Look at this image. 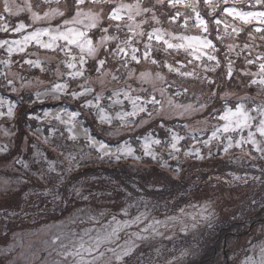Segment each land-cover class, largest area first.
I'll list each match as a JSON object with an SVG mask.
<instances>
[{
	"label": "rangeland",
	"instance_id": "374dc122",
	"mask_svg": "<svg viewBox=\"0 0 264 264\" xmlns=\"http://www.w3.org/2000/svg\"><path fill=\"white\" fill-rule=\"evenodd\" d=\"M15 4L23 11L4 14L6 19L0 21V26L8 28L0 31V41L9 42L0 47V61H11L0 63V73L7 74L0 75V100L4 101L0 110L6 111L12 104L15 113L11 119L0 118V149H5L0 151V264H80L81 258L85 264H180L184 249L189 254L183 257V264H245L249 258L254 264L261 261L264 137L256 127L264 116L255 109L264 104V85L252 84L259 76L247 73H258L259 63L264 62L256 59L264 55V40L255 31L264 25L257 21L242 24L220 9L234 6L242 11H264V6L254 7V0L235 4L228 0L227 5L219 0L217 12L208 15L210 10L199 4L198 10L207 20L221 19L230 25L229 33L232 26L241 29L239 35H224V23L218 29L210 23L205 34L195 26L190 8H170L167 0L164 5L155 0H108L104 4L85 0L78 17L69 9L72 0H15ZM137 4L141 8L138 16ZM128 5L131 10L122 7ZM145 7L152 11H142ZM115 8L121 9L120 21L108 19ZM177 10L180 15L173 20ZM33 13L41 19L36 20ZM129 15L134 19L128 20ZM73 17L79 22H71ZM20 22L28 27L16 33L12 29ZM93 22L97 26L88 28ZM66 27L87 32L98 48V58L106 60L99 71L96 59L87 53L86 63L80 67L81 53L74 47L71 55L76 61H71V55L41 48L35 41L23 51L19 50L21 45L12 43L36 29L49 28L55 33ZM155 29L176 43L180 36L206 35L216 45L212 54L219 59V66L206 59L197 61L183 49L166 50L155 38L149 41L147 33ZM217 32L223 40L217 39ZM106 35L116 39L102 41ZM41 39L47 42L50 38ZM126 40L132 41L126 49L129 55H115L117 46L124 47ZM145 44L153 49L148 60L142 58ZM9 46L16 49L11 56ZM131 47L139 49L140 63L131 60ZM151 59L158 63H151ZM248 59L256 63L249 65ZM26 60L39 61L44 71ZM229 61L231 78L227 76ZM68 62H75L76 68H68ZM165 64L192 71L195 76L170 72ZM205 64L216 70L205 71ZM77 70L83 75L73 77L71 73ZM141 73L148 75L142 77ZM209 80L214 83L210 85ZM56 84L67 85L66 93L56 94L58 99L52 93ZM84 89L91 91L72 98L71 92ZM98 95L100 100L95 99ZM153 97L155 105L145 103ZM87 100L113 117L111 124L101 123L97 108L85 106ZM132 100L145 106L152 116L138 113L126 117L132 122L122 127L116 114L131 112ZM237 104H244L252 127L221 131L218 139L210 140L212 132L227 123L219 117L229 107L234 111ZM177 105L191 107L185 110ZM72 113L78 115L73 118ZM55 114L61 119H55ZM235 120L233 117V127ZM248 131L254 133L256 144L248 141ZM174 135L181 139L173 141ZM228 137L233 146L225 153ZM146 138L155 158L145 154ZM157 139L160 144L151 143ZM101 143L113 158L102 156ZM172 143H176V150ZM127 147L138 159L121 154L117 161L114 156L118 150ZM69 156L74 157L71 162ZM129 249V255L117 260Z\"/></svg>",
	"mask_w": 264,
	"mask_h": 264
},
{
	"label": "snow or ice",
	"instance_id": "6c2138e0",
	"mask_svg": "<svg viewBox=\"0 0 264 264\" xmlns=\"http://www.w3.org/2000/svg\"><path fill=\"white\" fill-rule=\"evenodd\" d=\"M92 3H99V4H104L107 3L108 0H91ZM223 2L227 5L228 4V0H223ZM240 0H233V3H239ZM155 3L157 5H164L165 4V0H155ZM203 4L204 6H206L210 11L208 12V15H212L214 13L217 12V7H218V3L219 0H167V6L170 8H176L177 5H183L185 8H190L192 13L195 14V26L199 29H201V31L205 34L209 33V24L210 23H214L217 26V29L219 28V26L224 23L221 19L214 17L212 21L207 20L204 16L201 15V12L198 10V5L199 4ZM13 4H15V0H13V3L10 4L9 0H2V8L3 11L2 13H0V21H4L6 19V16L4 14H9V15H19V13L21 11H23V8L19 5V4H15V10L13 7ZM85 4V0H72V4L69 5V9L71 10H75V17L80 16L82 13L79 10V6L80 5H84ZM254 7L255 6H264V0H254ZM29 8H31V5L28 6ZM122 7H128L129 10H131L130 5L128 6H122ZM136 15H140L141 12V8L139 6V4H137L136 6ZM121 11L120 8H115L111 11L108 19L109 20H113V21H120L123 19V17L119 14ZM142 11L144 12H151L152 9L145 7L142 9ZM220 12L226 14L227 16L232 17L234 20H238L240 21L242 24H251L253 21H257L260 25H264V11H242L234 6H229V7H224L222 9H220ZM48 14L45 13V16H47ZM59 15L64 16L63 12H60ZM180 13L177 10L176 15L172 17L173 20H175L177 17H179ZM33 17L36 20L41 19L37 14L33 13ZM75 17L72 18L71 22L74 23H78L79 21H77L75 19ZM134 17L132 15L128 16V20H133ZM153 19H156L155 16H153ZM70 23L69 20H65V25H68ZM187 19H185L184 21V25L187 26ZM97 25L95 22L91 23L88 25V28H95ZM229 24L224 23V35H231L232 33H235L236 35H239L241 29L232 26V31L231 33L228 32V28H229ZM28 26L24 23V22H20L19 24H17L12 30L16 33H21L23 30H25ZM129 30L131 31L132 26L128 25ZM136 27H139V24L136 25ZM8 28L7 26H0V31H7ZM104 32H107L108 29L104 28L103 29ZM255 31L258 33H261L260 35V39L264 40V28L261 27H256ZM140 35H144L143 32L140 33ZM42 36H48L50 39L45 42L41 39ZM148 36V40L151 41L153 38H155V40L158 43H162V45L165 47L166 50H175L177 52H179L180 50H184L186 52L189 53V55H191L193 57V59L197 60V61H203L204 59H206V61L209 62H215L216 66H219L220 61L217 58L216 55L212 54L213 52H215L216 50V45L213 43V40L207 38V36H180L176 39H179V43L176 42H172V40L170 39H165L164 33H161L160 30L155 29L153 30V32H149L147 33ZM102 41H108V40H113L116 39L115 37L112 36H103ZM217 39L223 40V36H221L219 34V32H217ZM35 41V43L37 45H39L41 48L44 49H48L51 50L52 52H56L57 50H59L60 52H64L66 55H71L72 53V49L73 47L78 49L79 52L81 53V55L79 56V64L81 66H83L86 63L85 60V56L84 53H87V56L89 57H94L96 59V64H97V71L100 70V68H102L105 63L106 60L105 59H99L97 56V52H98V48L93 46V40L88 36L86 31L83 30H77L75 28L72 27H66L65 30H57L55 33H53L49 28H43V29H36L34 31H31L30 33H27L25 35H23L21 40H15L12 43L15 45H21L20 47V51L24 50V47L27 46L28 43ZM59 41H63V44L58 43ZM9 42L7 40H3L0 41V47H2L5 44H8ZM132 44L131 40H126L125 41V45L124 47H120L119 45L116 48V52L114 53L115 55L118 54H124L125 56L129 55V53L126 51V49L128 47H130ZM229 50H231L232 46L229 45ZM245 48H248L249 45L245 44L244 45ZM16 49L13 48L12 46H9L8 48V54L9 56L12 55L13 51H15ZM206 50H211L210 51H206ZM139 51V49L137 47H131V60L135 61L136 63H140V57L137 56V52ZM153 51L152 46L150 44H145L144 45V51L142 54V58L145 60H148L150 58V53ZM257 60L260 61H264V55H258ZM71 61H76V56L75 55H71ZM27 64H29L30 66H34L37 68H40L41 71H44V69L41 67V64L39 61H33V60H26L25 61ZM0 63H3L5 65H8L11 63V61H0ZM151 63L153 64H157L158 61L156 59H151ZM189 63H191V61H189ZM256 61L253 59H248L247 60V64L249 65H253L255 64ZM67 67L72 69V68H76V63L75 62H68L67 63ZM165 67L168 68V70L170 72L174 71L177 72L179 75L183 76V77H194L195 73L192 71H180L179 68H174L172 64H165ZM259 71L258 73H247V75L249 77H251L252 75H258L259 76V80H252V84H257L259 83L260 85H264V62H260L258 65ZM216 68L215 67H208L207 64H205V71H215ZM232 62L229 61L227 64V76L229 78H231L232 76ZM0 75H5L6 77V73H0ZM71 75L73 77H78V76H82L83 75V71L82 70H77L73 73H71ZM148 74L146 73H141V76H146ZM114 79L116 78L115 76L113 77ZM198 78V77H196ZM209 84H213L214 81L209 80L208 81ZM12 81L9 80L8 84L12 85ZM66 89H67V85L66 84H56L54 86V88L52 89V93H53V98L58 99L59 96L56 95L57 93H66ZM16 89L13 87V91H15ZM91 89H84V91L81 92H76L73 91L71 92V96L73 99H79L81 98L85 92H90ZM163 91L161 90V95H163ZM212 95H215V93H212ZM127 96V94H126ZM39 98V97H38ZM100 96H96L95 99L96 100H100ZM129 99H131V97H128ZM138 99V98H137ZM152 103L153 105H155L157 103L156 99L153 97L151 101H146L145 103ZM171 103V101H169ZM116 103H119V101H117ZM85 106L86 107H96L97 108V115L99 116L100 122L101 123H109L111 124L113 117L107 115L104 113V109L100 108L99 105H93V101L92 100H87L85 102ZM132 106H133V110L131 112H124V113H117L116 114V119H118L121 122V126H125L128 123H131L132 121L126 120V117H134L136 116L138 113H146L148 118H151L152 113L149 112L147 110V108L143 105H137L136 100H132ZM178 107H184L185 110H187L188 108H190L191 106H184V105H177ZM206 105H201V107H205ZM4 107V101L0 100V109H3ZM256 111L260 112L261 116H264V104H261L259 106H257V108L255 109ZM15 115L14 113V105L9 104V106L7 107V110H0V118H4L7 117L9 119L13 118ZM45 115H48V113H45ZM78 115V113H72L71 116L73 118H75ZM236 117L235 120V127H233V123H232V118ZM55 119L60 120L61 117L59 114H55ZM220 120H224L227 121V123H225L221 128H217L216 130H214L212 132V135L210 137L211 139H218V132H224V133H228L230 131H236V129H244V128H251L252 125L250 124V120L252 119L249 115L248 112L245 110V106L244 104H237L235 106V110L233 111V109L231 107L227 108L226 111H224L223 115H221L219 117ZM142 122H144L142 120ZM256 131L259 133L260 136L264 137V119H260L258 126L256 127ZM73 139H75V136L72 137ZM173 141H177L178 139H181L177 136H173L172 137ZM247 139L248 141H250L252 144H256L255 138H254V133L252 131H248L247 133ZM229 143L227 145L224 146L223 151L225 153L228 152L229 148H231L232 145V138L228 137ZM45 142L47 141V138H45ZM243 141H237L236 142V146H239ZM151 143L154 144H160L161 141L160 140H153L151 141ZM209 143V141H205V144L207 145ZM93 147H95V145H93ZM149 141L146 138L145 144H144V149H145V154L146 155H150L153 158H155L154 154L152 152L149 151ZM171 148L176 150V143H172L171 144ZM99 149L102 150V156H108L110 159L113 158V154L110 153L107 150V147L101 143L99 144ZM5 149H0V151H4ZM121 154L123 155H127V156H132L135 159H138V157H134L133 156V149H131L130 147H127L123 150H118V153L114 156V158L118 161L121 158ZM198 158L203 159L202 156H198ZM67 159H69V161L71 162L74 157L69 156L67 157ZM81 159H83V157H81ZM79 166V165H77ZM72 169L69 168V171H71ZM171 219V218H170ZM137 221L140 220V217L136 218ZM156 224H159V221L155 222ZM148 228H153L152 225H149ZM148 228L145 229V231L148 230ZM153 230H155L153 228ZM89 253H91L92 249H88ZM131 249L123 252L122 255L117 256V260H122L123 256L129 255ZM262 253H264V250H262ZM189 254L187 249H184L183 251H181L180 253V264H183V257L187 256ZM69 255H71V253H69ZM76 255H80L79 252L76 253ZM80 264H85L83 258H81V262ZM171 264V262H170ZM245 264H254L253 261H251V258H249L248 261L245 262ZM260 264H264V254H262V258L260 261Z\"/></svg>",
	"mask_w": 264,
	"mask_h": 264
},
{
	"label": "trees",
	"instance_id": "16d2710c",
	"mask_svg": "<svg viewBox=\"0 0 264 264\" xmlns=\"http://www.w3.org/2000/svg\"><path fill=\"white\" fill-rule=\"evenodd\" d=\"M80 67H82L80 64H78ZM260 257V256H259ZM258 258V257H257ZM257 264H260V259H258Z\"/></svg>",
	"mask_w": 264,
	"mask_h": 264
}]
</instances>
